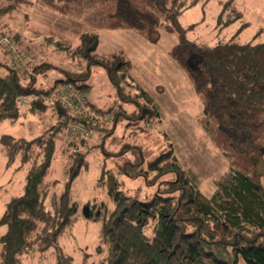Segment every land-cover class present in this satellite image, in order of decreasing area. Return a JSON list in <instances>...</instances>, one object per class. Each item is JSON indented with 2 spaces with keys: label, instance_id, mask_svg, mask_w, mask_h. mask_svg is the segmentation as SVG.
Segmentation results:
<instances>
[{
  "label": "trees",
  "instance_id": "16d2710c",
  "mask_svg": "<svg viewBox=\"0 0 264 264\" xmlns=\"http://www.w3.org/2000/svg\"><path fill=\"white\" fill-rule=\"evenodd\" d=\"M87 1L91 0H0V17L23 4H40L68 15L76 5ZM96 1L106 7L101 14L109 29H133L154 43L160 40L161 28L178 35L169 53L192 80L204 106L200 121L229 162V171L216 180L217 188L208 195L192 173L181 167L172 148L163 151L149 162V169L157 176L170 177L163 178L162 186L148 199L121 190L117 176L103 167L106 179L102 181L114 206L87 202L83 207L87 219L102 222L96 246L101 257L96 264H264V173L257 171L264 158V42H238L234 39L238 33L215 45L190 39L187 33L197 23L185 26L181 16L202 0ZM233 2L228 0L223 5L218 26H228L243 17ZM228 10L232 13L225 18ZM248 23L244 22L240 30ZM44 39L53 49L64 52L71 66L62 67L41 58L34 64L29 60L31 74L0 60V124L21 115V97L27 101L31 97L32 107L39 105L42 112L49 108L45 101L52 99L57 114V119L35 137L1 136L7 165L17 160L26 166L27 175L22 193L6 202L0 217V229L4 227L0 230V264H22L25 255L51 247L57 249V264H73L72 255L64 252L59 240L78 218L79 206L72 198L71 187L81 169L88 167V153L75 148L64 189L49 192L45 176L58 146L60 149L65 129L61 119L70 118L59 99L51 97L59 83L84 95L94 108L88 96L92 89L90 77L100 66L106 70L116 94L122 101L135 103L140 116L152 119L160 115L145 89L126 91L133 64L123 51L99 53L98 33H81L76 45L51 36ZM3 51V56L10 53L6 48ZM50 68L65 76L49 88L38 85V75ZM82 113L86 112L76 117L80 123L90 125L92 130L103 128L101 122L85 118ZM118 114L115 123L120 119ZM74 141L79 145L85 138ZM137 157V163L121 166L124 173L141 175L142 170L136 167L143 161L142 150L138 149Z\"/></svg>",
  "mask_w": 264,
  "mask_h": 264
},
{
  "label": "rangeland",
  "instance_id": "374dc122",
  "mask_svg": "<svg viewBox=\"0 0 264 264\" xmlns=\"http://www.w3.org/2000/svg\"><path fill=\"white\" fill-rule=\"evenodd\" d=\"M227 1L202 0L185 10L181 17L182 24L188 26L197 23L188 31V37L202 44L215 45L232 39L238 33L234 38L238 42H264V0H234L235 7L242 11L243 17L220 27L218 15ZM105 10L106 7L96 0L76 5L68 15L40 4H23L0 17V60L15 65L16 51L2 40L4 36H9L24 54L25 65L19 70L21 73L33 74L28 61L34 64L40 58L62 67L71 66L64 52L48 45L50 42L44 39L46 36L76 45L81 33L95 32L100 37L99 53L109 55L123 51L125 57L131 60L133 66L128 83L134 85L126 86V91L134 93L143 88L158 106L159 116L152 119L140 116L135 103L122 101L116 94L106 70L100 66L94 69L90 77L92 89L88 96L96 107H91L93 113L82 114L85 118L101 122L99 126L103 128L92 130L90 125L85 124L89 130L82 137L85 142L79 145L75 143L77 140L67 142L62 134L60 149L58 146L56 157L45 176L49 192H61L70 174L71 153L75 148L88 153V167L81 169L71 187L72 198L79 206L78 218L59 240L64 252L72 255L73 264H96L100 260L101 254L96 246L100 242L102 222L87 219L83 207L87 202L105 203L109 208L114 206L108 187L102 181L106 179L105 170L109 169L117 176L121 190L142 199L150 198L162 186L163 178L170 177L157 176L156 171L149 169V162L170 148L177 155L181 167L192 173L208 195L217 188L216 180L229 171L228 159L200 121L204 106L192 80L169 53L178 42V35L161 28L160 40L154 43L133 29H109L104 23L106 18L101 14ZM231 13L228 10L224 17ZM244 22L249 23L240 30ZM4 48L10 52L5 53L6 56L1 53ZM39 75L38 85L45 87H51L57 79L65 76L62 71L53 68ZM53 91L51 97L54 99ZM31 100L29 97V104L21 107V115L16 120L6 119L0 124V139L3 134L35 137L57 119L55 109L51 108L54 106L52 99L45 101L49 108H43V112L39 105L32 107ZM121 109L126 110L128 115H123ZM116 112L121 116L115 123ZM61 122L66 128L67 119L63 117ZM137 148L142 150L143 161L136 168L142 171L141 175L131 176L124 173L121 166L126 162L139 161ZM18 164L16 160L7 165V156L0 142V217L6 202L23 191L27 168ZM103 167L106 168L104 171ZM145 170H148L147 175ZM257 171L264 173V158L259 162ZM0 230L4 231V227ZM57 253L54 247L44 252L35 251L25 255L22 264H57Z\"/></svg>",
  "mask_w": 264,
  "mask_h": 264
},
{
  "label": "built area",
  "instance_id": "2783aa9c",
  "mask_svg": "<svg viewBox=\"0 0 264 264\" xmlns=\"http://www.w3.org/2000/svg\"><path fill=\"white\" fill-rule=\"evenodd\" d=\"M2 40L7 42L9 46L16 51L14 63L20 70L25 65L23 51L9 36H4ZM53 94L59 99L62 106L70 114V118L67 119V127L63 133L66 141L71 142L74 139L82 138L84 134L88 133L89 128L85 124L80 123L76 117L79 116L80 112H86L88 114L93 113V111H91L93 109L88 104L87 99L84 95L77 93L64 84H59L55 88ZM19 103L21 105H26L27 101L25 97H21Z\"/></svg>",
  "mask_w": 264,
  "mask_h": 264
},
{
  "label": "crops",
  "instance_id": "0c3cea01",
  "mask_svg": "<svg viewBox=\"0 0 264 264\" xmlns=\"http://www.w3.org/2000/svg\"><path fill=\"white\" fill-rule=\"evenodd\" d=\"M196 6V5H195ZM185 12V11H184ZM183 15V14H182ZM182 17V16H181ZM40 76V75H39ZM39 76H38V78H39ZM48 88H49V86H47ZM26 101H27V99H26ZM28 105V101H27V104L26 105H23V106H27ZM53 106H51V108H52ZM43 130V129H42Z\"/></svg>",
  "mask_w": 264,
  "mask_h": 264
}]
</instances>
